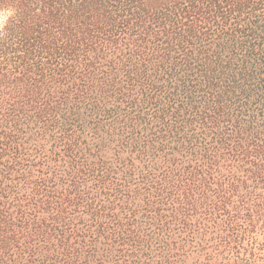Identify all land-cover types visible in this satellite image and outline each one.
Instances as JSON below:
<instances>
[{"label":"trees","instance_id":"trees-1","mask_svg":"<svg viewBox=\"0 0 264 264\" xmlns=\"http://www.w3.org/2000/svg\"><path fill=\"white\" fill-rule=\"evenodd\" d=\"M0 264H264V0H0Z\"/></svg>","mask_w":264,"mask_h":264}]
</instances>
